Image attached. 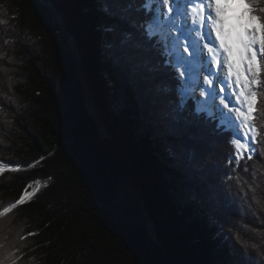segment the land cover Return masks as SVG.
Returning <instances> with one entry per match:
<instances>
[{
	"label": "trees",
	"instance_id": "16d2710c",
	"mask_svg": "<svg viewBox=\"0 0 264 264\" xmlns=\"http://www.w3.org/2000/svg\"><path fill=\"white\" fill-rule=\"evenodd\" d=\"M51 2L80 51L81 80L50 4L0 0V163L20 168L0 173V212L35 190L0 216V262L264 264V139L237 167L228 134L164 128L151 81L106 47L101 25L113 21L94 0ZM83 81L107 138L89 116ZM175 144L184 152L174 159ZM123 176L139 224L115 218ZM237 231L259 250L242 247Z\"/></svg>",
	"mask_w": 264,
	"mask_h": 264
},
{
	"label": "snow or ice",
	"instance_id": "6c2138e0",
	"mask_svg": "<svg viewBox=\"0 0 264 264\" xmlns=\"http://www.w3.org/2000/svg\"><path fill=\"white\" fill-rule=\"evenodd\" d=\"M94 4L113 21L101 25L113 57L127 60L151 81L164 128L174 132L181 126H211L230 136L234 153L229 164L239 167L245 155L253 159L250 145L260 143L258 137L264 139V108L257 106L264 97V0H94ZM237 6L243 13H235ZM229 39L236 46L235 63ZM169 152L175 159L184 146L172 145ZM19 170L0 163V173ZM34 192L25 190L0 216L23 205ZM236 239L244 248L259 250L255 242L242 240L239 231Z\"/></svg>",
	"mask_w": 264,
	"mask_h": 264
},
{
	"label": "rangeland",
	"instance_id": "374dc122",
	"mask_svg": "<svg viewBox=\"0 0 264 264\" xmlns=\"http://www.w3.org/2000/svg\"><path fill=\"white\" fill-rule=\"evenodd\" d=\"M235 13L239 15V14L243 13V9L239 6H237L235 8ZM55 16H57V15H55ZM243 19L245 22L247 21L248 17L246 14H244ZM229 23L230 22H226V24H225L226 28L229 27ZM59 24H60V19H59ZM257 27H258V24H257ZM69 46H70V51L74 57L75 56L74 48L71 44ZM229 46L232 48V50H234L233 44L229 43ZM74 60H75V58H74ZM90 96L91 95L89 92L88 99L90 98ZM91 103L94 105L93 100L91 101ZM250 147L252 149H254V145H250ZM116 187H117V191H118V198L116 200V202L118 204V209L116 211L117 216L115 218L119 221H122L125 224H128V225H135V224L141 223V218L138 217V215H137V210H138L137 200H138V198L136 197L134 190H133L134 188L131 186V183L129 182L127 177L123 176L122 179L118 182ZM142 207H143V205H142ZM111 209H113V208H111ZM147 224L150 227L148 233H149V236H151L152 228H151V225L149 223H147Z\"/></svg>",
	"mask_w": 264,
	"mask_h": 264
},
{
	"label": "water",
	"instance_id": "95a60500",
	"mask_svg": "<svg viewBox=\"0 0 264 264\" xmlns=\"http://www.w3.org/2000/svg\"><path fill=\"white\" fill-rule=\"evenodd\" d=\"M43 1L47 2L48 4H50L51 8L54 10V14L57 15L58 18L60 19L61 33H62V35L64 37L67 38L68 44L69 45L71 44L73 46V48H74V54H75L74 58H75V62L78 64L77 76L81 80L83 78V62L81 60L80 51H79L76 43L71 39V36H70L66 26H65L63 16L60 14V12L58 10L54 9V7L52 6L51 0H43ZM82 86H83V89H84V95L87 97L86 98V105H87V108H88L89 116L95 122L96 128H97V132H98L99 136L102 137V138H107L104 129L100 128V126L98 125L96 111H95V107H94L95 105H93L91 103L92 97L90 96V98L88 99V94H89L88 85L86 84V82L83 81L82 82ZM139 208H140L141 212H143L142 200H141V202L139 204ZM145 220H146L147 223H149L151 225L152 233H151L150 238L154 241L155 238H156V229L154 228V226L152 225V223L149 221V219L147 217H145ZM156 245L161 248L160 244L156 243Z\"/></svg>",
	"mask_w": 264,
	"mask_h": 264
},
{
	"label": "bare ground",
	"instance_id": "6f19581e",
	"mask_svg": "<svg viewBox=\"0 0 264 264\" xmlns=\"http://www.w3.org/2000/svg\"><path fill=\"white\" fill-rule=\"evenodd\" d=\"M213 39H215L214 36H213ZM228 42L231 43V44H233L234 50H232V52H231L230 55H231V59H232V61L235 63V62L237 61V56H236V46H235L233 40L229 39ZM233 99H235V97H233Z\"/></svg>",
	"mask_w": 264,
	"mask_h": 264
}]
</instances>
